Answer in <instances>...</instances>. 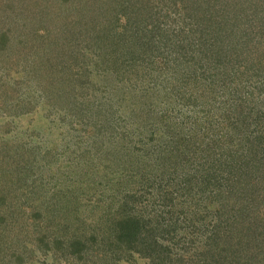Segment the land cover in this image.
Masks as SVG:
<instances>
[{
	"label": "trees",
	"instance_id": "1",
	"mask_svg": "<svg viewBox=\"0 0 264 264\" xmlns=\"http://www.w3.org/2000/svg\"><path fill=\"white\" fill-rule=\"evenodd\" d=\"M66 1L70 0H20L18 11L7 13L0 25V63L15 64L20 58L15 37H25L28 23L49 14L53 5H67ZM72 1L67 5L75 7L68 13L73 25L66 33L75 37L68 40L70 47L59 57L35 48L25 63L30 64V76L40 80L45 96L61 106L75 105L72 112L87 116L88 127L99 125L96 134L107 141L98 143V157L85 152L89 167L91 162L100 163L101 180L108 176L105 182L110 183L118 176L125 178L128 171L129 176L140 169L145 171L143 175L152 176L149 168L162 160L177 172H185L182 180L189 193L195 189L189 194L192 204L186 207L214 208L193 216L182 214L181 209L175 222L173 216L170 220L164 216L166 223L149 226L152 219L133 212L143 195L131 193L128 195L134 199L127 197L131 201L125 199L119 210L107 215L95 210L90 216L91 230L100 233L99 244L95 236L88 243L84 234L73 233L67 239L70 224L80 219L73 214L77 202L58 198L46 208L49 220L57 226L47 235L39 233L37 240L50 249L53 243L56 251L62 250L61 255L76 259L84 252L86 256L89 252L100 257L105 254L118 261L115 264L135 254L150 264H264V0H119L118 11L117 0ZM35 50L40 56L36 60ZM154 65L170 72L166 85L143 81ZM130 70L139 74L137 85L128 81L134 76ZM99 83L105 85L92 89ZM91 96L95 105L89 107V113L83 112ZM107 109L113 112L107 113ZM114 116L131 119L133 125L149 119L157 128L134 127L128 133L123 129L119 137L115 134L120 123L114 128L107 125ZM169 136L173 146L166 149L164 141ZM12 165L0 146L1 198H6L9 183L23 187L32 181L34 192L40 191L37 173L32 170L33 174L21 176L20 166ZM113 189H118L117 184ZM164 189L162 184L163 196L174 188ZM198 194L205 198L203 206ZM232 198L239 207L236 202L225 205ZM64 217L68 220L62 223ZM181 230L189 233L186 244L181 245L180 240L165 243L174 239L168 234Z\"/></svg>",
	"mask_w": 264,
	"mask_h": 264
},
{
	"label": "rangeland",
	"instance_id": "2",
	"mask_svg": "<svg viewBox=\"0 0 264 264\" xmlns=\"http://www.w3.org/2000/svg\"><path fill=\"white\" fill-rule=\"evenodd\" d=\"M19 2L20 0H0V25L5 21L7 13L18 11L20 8ZM93 2H96V0H93ZM65 3L71 5L73 1L70 0ZM119 3H121L119 0L114 3L117 11L119 10ZM67 5H53L49 14H45L43 18H38L37 22H31V25L28 23L25 37H15L17 41L15 46L18 49L17 53H19L20 58L17 59L15 64L10 63L9 67L4 62L0 63V91L2 93L3 89H8L7 93L0 94V146L3 149L4 157L10 161V164L16 163V165H12L16 168L20 166L23 171L20 174L21 176L31 175L33 173L30 171L33 170L35 174L37 173V180L40 181L39 186H36L40 188L38 189L40 190L39 192H34L32 189V181L26 183L23 187L15 185L16 183L8 182V190L5 193L6 198L0 197V264H115L118 262H115L111 256L105 257L104 254L100 257V255L97 254V256L94 253L91 254V252H89V256H86L84 252L85 255L82 258L74 259L69 254L61 255L62 250L58 249L56 251L53 243L50 249L46 244L43 245L37 240L36 237L39 233L44 232L47 235L51 228L57 226L55 221L49 220L50 216L46 212V208L48 203L54 202L58 198H60V201L64 200L67 203H71V199L77 202V210L73 214L80 219L75 218L74 223L70 224L72 229L71 234L67 235V239H70L73 233L79 236L84 234V238H86L88 243L89 240L93 242L92 237L95 236V240H98L96 242L99 244L101 243L99 240L100 233L91 230L90 216L93 215L95 210H99L101 213L104 212L106 215L112 210H119L125 199L131 201L130 198H127L131 197L128 195L131 193H137L136 195L140 197L143 195L144 198L141 197L142 200L140 198L139 206L138 208L135 207L133 212L152 219L148 220L149 226H155L160 224V222L166 223V221L164 222V216H167V220H170L173 216L172 220L175 222L181 209L183 211L182 214L193 216L192 214L195 213L200 215L205 213V211L211 212L214 208H207L208 210L201 211L197 206H191L194 209L186 207L192 204V198L189 194H193L195 189H191L192 193H189L185 189L182 180L185 172H177L171 164L162 160L149 168L152 176H149V174L143 175L145 171L141 169L134 171L129 176L130 172L127 170L128 174L125 178L118 176L110 183L105 182L108 180V176L106 179L101 180L100 163L91 162L89 167L85 152L88 153L89 150L94 154L98 143H103L104 145L107 141L103 136L96 134L95 127L99 125L96 126L91 123L95 127H88L86 123L87 116L84 117L80 112L78 114L74 113L76 110L75 105L71 106L65 103L63 104L64 106H61V102L56 103L57 100L45 96L39 85L41 83L40 80H35V77L30 76V73H28L30 64L25 63L31 54V50L35 48L40 47L45 52L50 50L55 53L56 57H59V55L64 53L65 47H70L71 43L68 40L75 37L67 34L70 32L69 27L73 25V21L71 22L73 19L69 18L70 14L68 13H70L71 8L74 9L75 7ZM16 6L17 9L15 8ZM85 8L84 6L82 10H85ZM82 10L80 14L84 15L85 12ZM77 15L78 13H76L74 18L78 21L79 17ZM84 18H88V16L85 15ZM123 21H126L125 17H123ZM45 52L42 53L43 56ZM34 53L37 55L33 58L34 60L40 58L39 54H37L38 50H35ZM23 64L26 68L22 66ZM154 66L149 67L148 77L146 76L143 81L148 79L150 84H156L160 87L166 85L170 77L167 79L165 77L170 72L164 69L157 70L159 66ZM129 73L134 74L135 77L133 76L132 80H128V78L126 80L131 82L130 84L137 85L139 74H136L137 72L132 73L131 70ZM203 75L204 73H201L200 76ZM172 82L174 84L179 83L174 79H172ZM100 83L96 86L93 85L92 89L105 85ZM104 93L108 94L106 91ZM154 95L156 96L157 93H154ZM17 98L22 102L21 104L17 103ZM93 99L94 96H91L85 101L83 112L87 111L89 113V107L93 109L95 105ZM67 102L72 103L73 101ZM161 104L167 105L164 102H161ZM72 110L74 111L72 112ZM110 111L107 109V113ZM100 113L102 114L101 111ZM113 119L114 121L109 120L107 125H113L112 128H114L115 123H117V127L120 123L121 126L118 127L115 134L117 136L124 133L123 129H126L125 132L128 133L130 129L135 130V128L138 129L139 127L140 130H144L149 126L157 128V125H154L149 119L136 125H133L135 122H132L131 119L127 121L118 120L115 116ZM105 123L103 122L102 125L105 126ZM156 124L158 123L156 122ZM158 131L161 132V129L159 128ZM170 138L169 136L167 141L166 139V142L164 141V148L166 149H170L173 146ZM132 146H134L133 143L128 147ZM10 148L13 149L11 150ZM163 153L167 155L166 151L161 152V154ZM96 155L98 153L94 157H98ZM138 166L136 165L134 170ZM189 173L187 172L188 175ZM30 178L33 177L30 176ZM123 180H125V184ZM180 181L181 188L178 185ZM166 183H169L171 188ZM114 184H117L118 189L112 190ZM162 184H165V189L174 188L172 191L170 190L171 194L166 193L163 196L160 193ZM177 188H180V190H177ZM186 191L187 194H185ZM210 191L214 193L215 190L212 188ZM0 194L3 193L0 192ZM177 195H179V198H177ZM199 196L200 204L203 206V203H206L205 198L198 194ZM75 197H79L78 201L74 199ZM131 198L134 199L133 196ZM136 198L138 197L136 196ZM235 202L237 207H239L240 203L233 198L225 201V205L229 204L231 206ZM65 218L67 217H64L62 223L68 220V218ZM48 223L51 224L49 227L46 226L47 229L46 227L42 228L43 225ZM39 225L41 228L37 232ZM73 229L74 232L72 231ZM168 235H173L174 239L165 240V243H173L180 240L181 245H183V242L186 244L189 241L187 238L189 236L188 231L181 230V232ZM49 236L51 235L49 234ZM46 241L52 240L47 238ZM118 264L150 263L147 259L135 254L132 259L128 258V260L119 261Z\"/></svg>",
	"mask_w": 264,
	"mask_h": 264
}]
</instances>
